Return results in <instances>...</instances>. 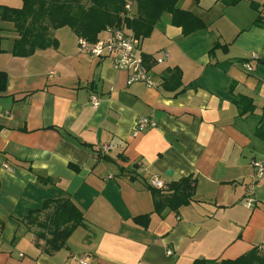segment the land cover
Segmentation results:
<instances>
[{
  "label": "crops",
  "instance_id": "1",
  "mask_svg": "<svg viewBox=\"0 0 264 264\" xmlns=\"http://www.w3.org/2000/svg\"><path fill=\"white\" fill-rule=\"evenodd\" d=\"M127 4L122 16L137 17V0ZM22 5L0 0V7ZM177 7L207 28L185 36L163 14L151 35L140 37L153 88L128 86L110 59L79 52L68 27L51 30L54 46L13 56L18 34L0 17V71L7 74L0 93V264L221 262L264 244V173L252 165L264 167V142L255 135L264 117V25H255L264 19V0H180ZM253 54L260 60L248 71ZM174 68L181 87L168 91L163 79ZM235 95L252 98L255 114L240 117ZM140 118L157 126L136 132ZM190 175L196 201L156 213L150 179L159 177L167 195L169 184ZM61 198H70L85 222L66 247L48 254L36 236L43 231L26 218ZM141 215H150L147 229L132 220Z\"/></svg>",
  "mask_w": 264,
  "mask_h": 264
},
{
  "label": "trees",
  "instance_id": "2",
  "mask_svg": "<svg viewBox=\"0 0 264 264\" xmlns=\"http://www.w3.org/2000/svg\"><path fill=\"white\" fill-rule=\"evenodd\" d=\"M180 0H137L138 16L123 17L128 0H22L21 8L0 7V17L3 21L13 24L18 38L14 41L11 54L17 57L32 56L37 50L54 46L51 30L68 27L79 37L90 43H95L99 35L107 28H117L125 24L137 37L147 38L163 14L171 15L174 26L182 29L185 36L205 30L207 24L189 11L177 7ZM239 0H223V3L234 5ZM258 10L259 6L253 4ZM255 25L263 26L264 19L259 16ZM218 45H215V47ZM0 52H3L0 49ZM260 60V59H259ZM258 60V61H259ZM148 66L152 59L144 56ZM262 61V60H261ZM163 86L168 91H177L181 87V71L174 68L164 77ZM7 74L0 71V93L5 92ZM232 103L239 116L255 114L256 106L252 98L244 95L233 96ZM258 139L264 142V117L255 131ZM98 156H104L98 151ZM78 170L77 167H74ZM197 179L193 176L181 178L169 184V194H163L160 189L147 185L155 200V212L161 214L165 210L178 211L183 206L195 202ZM49 211L44 220L38 219L42 212ZM134 224L147 229L150 225V215H141L132 219ZM28 225H36L43 232L38 233V239H45L48 254L58 251L67 245L72 233L84 225L83 213L74 205L70 198L47 200L41 209L31 211L26 218ZM260 248V247H259ZM259 248H254L245 255L234 260L221 262L199 259L193 264H264V254Z\"/></svg>",
  "mask_w": 264,
  "mask_h": 264
},
{
  "label": "built area",
  "instance_id": "3",
  "mask_svg": "<svg viewBox=\"0 0 264 264\" xmlns=\"http://www.w3.org/2000/svg\"><path fill=\"white\" fill-rule=\"evenodd\" d=\"M125 9L130 12L131 7L129 4L125 6ZM132 17L129 13V16ZM141 38L137 37L132 31L125 27L107 28L105 30V36L99 38L95 43H90L83 38L78 39L79 52L87 54L92 59H110L113 67L119 72H125L127 74L126 84L128 86L134 84H142L149 88L157 86L155 77L150 71L148 65L144 61V57L140 50ZM167 53H164L162 57L157 59L160 64L164 61ZM260 56L253 54L250 61L245 63V68L248 71H252L253 67L250 64L253 61H258ZM50 75H55L52 70ZM90 102L94 108H98L100 100L97 96L92 95ZM157 123L150 118H140L135 127V131L139 132L149 127H156ZM106 150V149H105ZM253 167L261 175L264 173L263 165L258 161L252 162ZM3 167L11 171V167L8 164H3ZM150 185L157 189H164L165 184L157 176H153L150 179ZM254 201L249 199L245 204L247 207H251ZM264 254V244L259 248ZM169 254L171 252H168ZM81 264H89L87 259L80 260Z\"/></svg>",
  "mask_w": 264,
  "mask_h": 264
},
{
  "label": "rangeland",
  "instance_id": "4",
  "mask_svg": "<svg viewBox=\"0 0 264 264\" xmlns=\"http://www.w3.org/2000/svg\"><path fill=\"white\" fill-rule=\"evenodd\" d=\"M84 3L87 4L88 3V0H87V2L84 1ZM255 63H257V62L255 61L254 64H253V66L255 65Z\"/></svg>",
  "mask_w": 264,
  "mask_h": 264
}]
</instances>
